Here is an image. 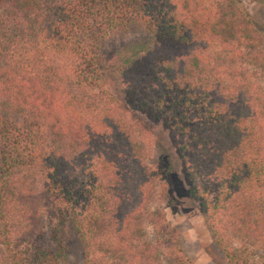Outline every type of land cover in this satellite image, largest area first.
<instances>
[{"label":"trees","instance_id":"16d2710c","mask_svg":"<svg viewBox=\"0 0 264 264\" xmlns=\"http://www.w3.org/2000/svg\"><path fill=\"white\" fill-rule=\"evenodd\" d=\"M138 116L223 260L264 264V37L239 0H0V264H63L66 228L80 264H192Z\"/></svg>","mask_w":264,"mask_h":264},{"label":"rangeland","instance_id":"374dc122","mask_svg":"<svg viewBox=\"0 0 264 264\" xmlns=\"http://www.w3.org/2000/svg\"><path fill=\"white\" fill-rule=\"evenodd\" d=\"M251 18L252 26L264 37V8L258 0H239ZM134 36L114 34L101 44V51L106 55L119 46L131 41ZM262 85V83H261ZM142 127L148 132L143 146L145 163L160 166L166 172V190H158L149 207L160 209L166 220L180 233L181 249L192 264H227L220 252L214 247L205 228L204 220L197 211L195 203L188 200L178 173V166L165 133L157 123L138 116ZM199 184V183H197ZM146 237L150 229L145 228ZM66 260L63 264H80L81 252L75 234L66 228Z\"/></svg>","mask_w":264,"mask_h":264}]
</instances>
